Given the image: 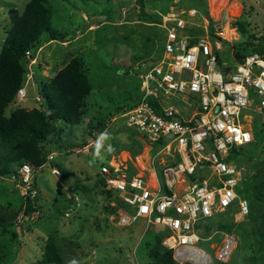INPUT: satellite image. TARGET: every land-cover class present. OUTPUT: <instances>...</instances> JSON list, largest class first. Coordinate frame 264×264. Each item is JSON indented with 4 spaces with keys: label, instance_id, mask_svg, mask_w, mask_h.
Segmentation results:
<instances>
[{
    "label": "rangeland",
    "instance_id": "obj_1",
    "mask_svg": "<svg viewBox=\"0 0 264 264\" xmlns=\"http://www.w3.org/2000/svg\"><path fill=\"white\" fill-rule=\"evenodd\" d=\"M29 1L0 0V50L11 28L9 10L23 11ZM185 1L146 0L142 13L137 0H49L51 28L63 39L51 42L47 34L42 36L40 48L33 52V79L24 85L26 96L23 101L16 98L6 109V116L19 108L47 112L42 85L49 84L75 57L81 59L93 89L77 125L53 123L55 130L45 147L54 160L49 162L47 157L42 167L34 169L33 212L25 214L26 196L12 181V175L0 177V216L4 218L0 226V264H38L49 236L55 239L61 264H150L148 252L155 236L166 235V231L154 226L147 228L144 219L131 226L119 225L123 204L98 170L111 160L118 167L125 163L132 167L136 157L146 160V155L156 153L157 149L148 153L150 144L144 134L128 127L121 114L123 107L139 99L141 75L161 59L165 42L163 15L171 10H191L185 8ZM206 1L207 17L195 10L194 21L198 25L211 32L213 26L228 25L230 20L240 41L233 39L234 45L247 42L264 48V0ZM200 30L195 32H204ZM24 62L27 67L29 60ZM221 62V69L237 64L226 45ZM42 69H51L47 77L42 75ZM242 114L252 119L249 126L254 142L228 155L243 168L237 193L240 200L248 203L250 214L237 221L230 217L237 210L235 207L217 211L212 218L199 223L202 240L197 246L210 255L212 264H221L216 254L225 235H233L237 240L228 264H264V115L246 111ZM97 122L105 125L103 141L98 140V130H89V123ZM60 138L72 141L76 147L58 149L55 142ZM139 163L144 164L141 159ZM140 164L136 163L142 170ZM0 168H4L3 163ZM55 168L60 176L54 175ZM186 180L193 182L190 177Z\"/></svg>",
    "mask_w": 264,
    "mask_h": 264
},
{
    "label": "built area",
    "instance_id": "obj_2",
    "mask_svg": "<svg viewBox=\"0 0 264 264\" xmlns=\"http://www.w3.org/2000/svg\"><path fill=\"white\" fill-rule=\"evenodd\" d=\"M196 14L171 10L163 15L161 59L141 75L139 99L121 114L128 127L144 134L149 151L157 149L156 153L148 156L142 170L118 167L113 161L98 170L124 205L119 225L144 219L147 228L165 230L162 246L173 253L177 264H212L210 255L197 246L202 240L197 229L201 221L235 207L230 217L242 221L249 216L248 203L237 193L243 168L228 154L254 141L252 119L242 112L264 115V56L254 52L236 60L234 67L221 69L224 45L234 54L238 30L229 32L228 25L217 24L209 32L194 21ZM198 28L204 32L193 34ZM32 55L33 51L26 53V82L33 79ZM25 96L23 86L16 98L23 101ZM52 160L53 154L48 156ZM34 173L24 163L11 176L31 198L36 195ZM53 173L60 176L56 168ZM236 246V238L225 235L218 261L229 262Z\"/></svg>",
    "mask_w": 264,
    "mask_h": 264
},
{
    "label": "trees",
    "instance_id": "obj_3",
    "mask_svg": "<svg viewBox=\"0 0 264 264\" xmlns=\"http://www.w3.org/2000/svg\"><path fill=\"white\" fill-rule=\"evenodd\" d=\"M48 2L49 0H30L23 11L9 10L11 28L0 52V164L4 165V168H0V177L12 175L16 168L24 163L34 169L42 167L49 154L45 142L55 130L53 123L77 125L85 114L84 103L93 89L86 77L81 59L75 57L55 75L49 84L42 85L41 95L48 107L47 112L19 108L10 116H6V109L16 101L18 91L26 82L27 69L24 62L26 53L35 52L40 48L41 38L45 34L49 36L50 41L63 39L62 34L51 28ZM137 5L144 13L146 0H137ZM184 5L186 9H194L208 16L206 0H186ZM163 47L164 45L161 51ZM232 48L233 56L237 61H241L254 52L264 56V48L251 43L242 42ZM34 59L32 55L31 60ZM133 105L123 109H129ZM89 130H98L100 134H103L105 125L99 122L89 123ZM55 143L58 149L75 146L72 141H66L63 138ZM12 165L15 166L12 167ZM32 204V198L26 196V215L34 211ZM3 222L4 218L0 216V226ZM164 236V233L155 236L154 245L148 252L150 264H177L173 259V253L162 246ZM61 262L55 239L49 236L38 264H61Z\"/></svg>",
    "mask_w": 264,
    "mask_h": 264
},
{
    "label": "crops",
    "instance_id": "obj_4",
    "mask_svg": "<svg viewBox=\"0 0 264 264\" xmlns=\"http://www.w3.org/2000/svg\"><path fill=\"white\" fill-rule=\"evenodd\" d=\"M27 4H28V2H26ZM26 4V5H27ZM11 24V23H10ZM51 42H53V41H51ZM3 43H4V39L2 40V42H1V49H2V46H3ZM0 52H1V50H0ZM35 62H36V59L34 60ZM51 70V69H50ZM50 70H41V72H42V75L44 76V77H47L48 76V71H50ZM105 133V132H104ZM104 133L103 134H101V135H104ZM100 138V137H99ZM99 140V139H98ZM254 142V141H253ZM92 143H90L89 144V146L91 145ZM252 144V143H251ZM148 150V153H149V148L147 149ZM136 159V163H138L139 164V160L141 159L142 160V162L144 163V161H147L148 160V156L146 155V160H145V158L144 159H142V157H140V156H138V157H136L135 158ZM111 161H113V160H111ZM130 161H133V159H130ZM127 163L129 162V161H126ZM133 163V162H132ZM136 163H133V167L136 169V170H140L139 168H138V166L136 165ZM125 165H126V163H125Z\"/></svg>",
    "mask_w": 264,
    "mask_h": 264
},
{
    "label": "bare ground",
    "instance_id": "obj_5",
    "mask_svg": "<svg viewBox=\"0 0 264 264\" xmlns=\"http://www.w3.org/2000/svg\"><path fill=\"white\" fill-rule=\"evenodd\" d=\"M230 24V25H229ZM229 24H228V31L229 32H232V31H234L235 30V27L236 26H234L233 24H232V22L229 20ZM235 38H234V41L235 42H239V38L237 37V36H234ZM140 164V163H139ZM141 166H142V168H145V165L144 164H140Z\"/></svg>",
    "mask_w": 264,
    "mask_h": 264
},
{
    "label": "clouds",
    "instance_id": "obj_6",
    "mask_svg": "<svg viewBox=\"0 0 264 264\" xmlns=\"http://www.w3.org/2000/svg\"><path fill=\"white\" fill-rule=\"evenodd\" d=\"M105 138H106V137H105L104 135H101L100 138H99V140H100V141H103ZM99 149H100V143L97 142V143H96V155H97V156L99 155ZM109 151H111V148H109ZM73 264H74V262H73Z\"/></svg>",
    "mask_w": 264,
    "mask_h": 264
},
{
    "label": "snow or ice",
    "instance_id": "obj_7",
    "mask_svg": "<svg viewBox=\"0 0 264 264\" xmlns=\"http://www.w3.org/2000/svg\"><path fill=\"white\" fill-rule=\"evenodd\" d=\"M245 139H247V136H245Z\"/></svg>",
    "mask_w": 264,
    "mask_h": 264
}]
</instances>
